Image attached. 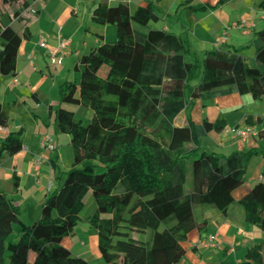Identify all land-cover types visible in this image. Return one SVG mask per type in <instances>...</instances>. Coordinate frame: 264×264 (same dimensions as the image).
<instances>
[{"label": "trees", "instance_id": "obj_1", "mask_svg": "<svg viewBox=\"0 0 264 264\" xmlns=\"http://www.w3.org/2000/svg\"><path fill=\"white\" fill-rule=\"evenodd\" d=\"M118 1L115 6L100 3L93 12L94 22L116 28L117 41L104 43L79 60L75 67L81 75L79 84L60 86L63 103L93 110L87 125L76 119L73 110L56 111L59 131L71 137V169L64 172L58 159L51 160L58 185L47 194L33 224L22 222L20 207L0 191V264H89L62 244L82 220L89 191L96 209L87 221L97 231L106 263L179 264L189 234L207 225L196 219L194 206H215L227 214L236 203L234 192L246 182L251 159L264 154L261 149L228 156L201 151L203 139L222 132L226 124L206 119L198 124L192 117L197 100L234 92L254 99L264 96V29L254 42V63L225 46L207 52L201 63L188 62L191 51L181 36L149 27L161 20L157 12L161 0H148L135 13L127 2ZM219 4L180 6L202 12ZM28 5L25 1L23 9ZM134 24L147 32L136 30ZM30 38L27 24L21 31L0 24L2 75H17L21 44ZM200 69L201 79L193 84ZM183 111L187 123L176 125ZM8 125L9 112L0 104V126ZM258 134L264 138V129ZM22 135V131L9 134L0 146V157L21 152ZM190 161L193 190L186 192ZM18 189L15 176L14 192ZM240 203L244 220L264 231V182L254 184ZM148 230L152 234L147 242L132 237V232ZM241 264H264L262 248L250 249Z\"/></svg>", "mask_w": 264, "mask_h": 264}, {"label": "crops", "instance_id": "obj_2", "mask_svg": "<svg viewBox=\"0 0 264 264\" xmlns=\"http://www.w3.org/2000/svg\"><path fill=\"white\" fill-rule=\"evenodd\" d=\"M25 1L29 5L23 9ZM123 1L129 4L131 13L148 3V0ZM134 2L136 6L133 11ZM100 3L115 6L119 1L20 0L14 5H3L1 0L0 8L6 6L9 9L0 12V24L12 25L18 31L27 24L31 32V38L22 42L18 53L17 75H2L0 72V104L9 112V125L0 126V146L9 134L23 132L22 151L13 156L4 153L0 157V191L13 199L20 209V203L29 198H34L36 206H42L47 194L57 188L58 174L52 168L51 160L58 159L60 166V141L63 137L69 139V135L59 131L56 123V111L64 107L60 98V86L65 82L79 84L81 75L75 69L79 60L96 47L109 43L107 34L113 25H102L93 21L94 9ZM182 3L189 6L220 4L215 10L189 12L183 10L184 7L180 6ZM164 6L170 7L169 10H164ZM18 10L20 13L16 18L15 13ZM157 12L161 17L158 27L155 26L157 29L174 32L188 46L195 42L197 47L202 48L204 55L225 46V49L238 50L247 62L248 57L250 63H254V42L257 32L264 29V0H161ZM242 21L248 24L246 31L235 27L236 23ZM154 25L151 26L150 23L149 27L155 28ZM134 28L145 32L135 24ZM224 33H227L228 41L218 47L216 39ZM115 34L116 38V31ZM61 38L69 39L71 46L64 62L53 66L50 63L49 50L55 48ZM244 53L249 55L246 57ZM72 70L74 73H71ZM70 76L73 81L67 80ZM79 108L73 111L77 114ZM192 117L198 124L205 119L211 123L226 124L222 132L210 133L203 139L202 147L207 152L228 156L238 151L264 150V138L259 137V134L244 140L235 133L236 129L247 127H253L258 133L264 129V96L254 99L251 94L241 95L234 92L197 100ZM247 118L251 119L253 125L248 124ZM13 122L16 125L14 128ZM186 123V114L183 115L182 112L176 119V125L183 126ZM29 131L35 141L27 144ZM48 137L56 144V150L52 152L44 147ZM37 146L39 149L35 153ZM37 153L42 154L41 157ZM38 158H41L39 170L35 163ZM43 172H47L48 177L43 176ZM15 176L19 181L17 192H14ZM245 178V184L234 192L236 203L230 206L227 214L224 215L216 208L217 213L215 211L212 218L204 215L199 220L196 217L199 222L206 221L207 225L203 231L194 230L189 234L188 240L184 242L186 255L179 264H241L246 261L249 250L254 247H261L264 254V231L244 220V207L240 203L254 184L264 182V154H258L251 159ZM51 180L54 188L48 189ZM40 216L41 214H36V218ZM20 219L29 224L22 217ZM211 236L217 237L213 245L209 243ZM82 238L79 248L86 247L88 263L108 264L101 257L97 231L90 226V229L83 231ZM77 247V243L71 242L67 248L74 255Z\"/></svg>", "mask_w": 264, "mask_h": 264}, {"label": "rangeland", "instance_id": "obj_3", "mask_svg": "<svg viewBox=\"0 0 264 264\" xmlns=\"http://www.w3.org/2000/svg\"><path fill=\"white\" fill-rule=\"evenodd\" d=\"M208 1L211 2L212 0H208ZM215 1H217V0H215ZM0 3H1V0H0ZM135 6H136V2L133 3V11L135 10ZM1 8H0V12L2 10L8 11V9H9L6 6H3ZM169 8L170 7L164 6L163 9L169 10ZM153 24H155L154 27L155 26L158 27L157 23L152 22L151 26ZM110 28L112 30H110L107 34L108 35V41L110 44H113L117 40V37L115 38L116 28L114 26H110ZM140 28L144 29L145 32H147V30H148V29L146 30L144 27L143 28L140 27ZM189 48L191 51V55L187 57L188 61H192V62L198 61L199 63H201L202 60L204 59V56H205L204 53L201 52L202 48L197 47L195 42L190 44ZM207 50H213V49H207ZM248 55H249L248 53H244V56L247 57ZM247 60L249 61V63L251 62V60L248 59V57H247ZM201 69L198 73L197 80L194 81L193 84L199 83L201 76H202ZM71 73H74V71L72 70ZM67 80L73 81L74 79H73V77L70 76ZM63 106H64V108L70 109V110L77 109V106L72 105V104H68V103H63ZM184 114H186L185 111H183V115ZM92 116H93V110H91L89 108H85V107H80L78 113L76 114V119L82 121L84 125H87L91 121ZM15 126H16L15 122H13L12 128H14ZM68 140H69V143H68ZM70 140H71V137L69 136V139L66 137H63L60 141V151H59V154L61 157L60 167H61L62 171H64V172H67L68 170H70L72 167V164H73L72 146L70 144ZM26 141H27V144H30L31 142L35 141V138L33 137L31 131H29V136L26 137ZM38 149L39 148L37 146L35 153L38 152ZM201 151H206V149L204 147H202ZM50 152H52V151H50ZM36 155L38 157H41L42 154L40 155V153H37ZM42 174H43V176L48 177L47 172H43ZM186 177H187V181H186L185 189H186V192H191L193 190V172H192L191 161L187 165ZM51 181L52 182L49 184L48 189L54 188L53 180H51ZM54 181H56V180L54 179ZM33 200H34V198L33 199L29 198L28 200L20 203L21 212H22L21 217L23 218V220H25L29 224H33L34 222H36L39 218V217L36 218V214H38V213L41 214V211H42V206H40V205L36 206V204L33 202ZM85 203H86V206H85V208L82 212V215H81L82 220L79 221V223L75 229V234L72 233L69 236L65 237L62 240V244L64 246L69 247V245H71V242L77 243L78 247L74 251L75 252L74 256H79V257H83V258L87 259L88 257H86L87 256V254H86L87 252L85 249L86 247L83 248L82 246H80V248H81L80 249L79 245H81V240L83 239L82 238L83 231L84 230L87 231V229H90L89 223L87 222V217L93 215L95 212L96 204H95V200H94V196H93L92 191H89L88 194L86 195ZM215 211L217 213L215 206H208V207H204V206H200V205L194 206L195 217H197L199 220H202L204 215L207 216L208 218H212L214 216ZM17 231H18V226H15V231L13 234L14 238H17V235H18ZM151 234H152L151 230H148L147 232H144V233L132 232V237L136 238L140 241L147 242V241H149Z\"/></svg>", "mask_w": 264, "mask_h": 264}, {"label": "built area", "instance_id": "obj_4", "mask_svg": "<svg viewBox=\"0 0 264 264\" xmlns=\"http://www.w3.org/2000/svg\"><path fill=\"white\" fill-rule=\"evenodd\" d=\"M235 27L244 29L245 31L248 28V24L246 21H242L241 23H236ZM228 41L227 33H224L222 36L216 39V45L219 47L221 45H225ZM44 46V43H42ZM71 46V41L69 39L61 38L58 42V45L55 48L49 50V59L50 63L53 66L61 65L64 62V59L69 53V48ZM235 133L238 137L242 139H248L250 137L258 135V132L253 127H247L246 129H236ZM44 147L48 151H54L56 149V144L52 141L51 138H47L45 140ZM41 158L36 160V167L39 170ZM217 241L216 236L210 237V245H213Z\"/></svg>", "mask_w": 264, "mask_h": 264}]
</instances>
